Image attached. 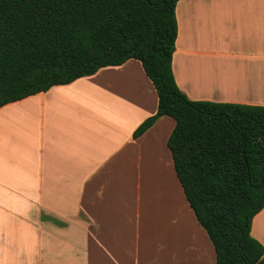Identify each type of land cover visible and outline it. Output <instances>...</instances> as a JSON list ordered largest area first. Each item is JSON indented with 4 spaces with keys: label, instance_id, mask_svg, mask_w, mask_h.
I'll return each instance as SVG.
<instances>
[{
    "label": "crops",
    "instance_id": "obj_1",
    "mask_svg": "<svg viewBox=\"0 0 264 264\" xmlns=\"http://www.w3.org/2000/svg\"><path fill=\"white\" fill-rule=\"evenodd\" d=\"M176 15L173 69L189 98L264 105V0H180ZM157 109L135 58L2 106L0 202L31 210L34 232L2 234L0 264H217L191 205L193 218L175 209L180 236L155 229L154 241L131 239L150 191L158 206L168 188L183 190L167 146L175 120L134 136ZM252 234L264 244V208Z\"/></svg>",
    "mask_w": 264,
    "mask_h": 264
},
{
    "label": "trees",
    "instance_id": "obj_2",
    "mask_svg": "<svg viewBox=\"0 0 264 264\" xmlns=\"http://www.w3.org/2000/svg\"><path fill=\"white\" fill-rule=\"evenodd\" d=\"M179 1L0 0V108L140 60L158 109L134 136L171 116L175 172L217 264H264V244L252 234L264 208V105L193 100L180 88Z\"/></svg>",
    "mask_w": 264,
    "mask_h": 264
},
{
    "label": "rangeland",
    "instance_id": "obj_3",
    "mask_svg": "<svg viewBox=\"0 0 264 264\" xmlns=\"http://www.w3.org/2000/svg\"><path fill=\"white\" fill-rule=\"evenodd\" d=\"M84 92L87 94V100L93 101L95 95L94 82L87 84L86 88L84 89ZM0 130H2V125H0ZM1 169H2V162H1ZM166 169L170 171L171 168L166 166ZM0 171L2 172V170ZM178 185H180L179 182ZM0 189H2V186H0ZM166 193H167V198L165 199L166 202L161 200L158 203L159 205L156 206L151 203L152 197L156 195L152 194L150 191V197L147 199L149 201H146L145 206L143 207V219L141 226L142 234L138 233V238L135 237L131 238L134 241V245H136L135 242H141V243L147 242L146 240L148 239L154 241V239H156L155 229L156 230L159 229L160 231L167 233H169L168 230H170L171 233L175 232L174 234L180 236V234L182 233L177 228L175 221L174 223H172V220L176 219V216L178 215L176 210L178 211L180 209L181 213H184L187 216H189L188 218L195 217L191 207L189 206L190 204L184 195L183 190L181 196L178 195L176 190L174 189L168 188ZM173 195L175 198H173ZM174 200H176V203L174 202ZM23 210L24 209H20L19 205L16 204L15 202L11 203L10 200H6V201L4 200L3 202H0V238H2V234H8L9 236L11 235L13 237L15 236V234H17L20 237L23 236L27 237V240L30 239L31 233L34 232V228L29 222V218L31 217V210L29 209L28 210L25 209V211ZM210 243L212 245V242ZM213 251H214L213 255L215 256V250ZM209 264H216V263L213 262Z\"/></svg>",
    "mask_w": 264,
    "mask_h": 264
}]
</instances>
